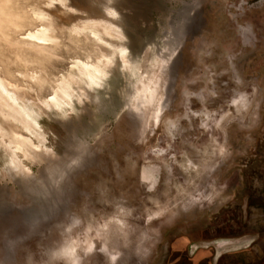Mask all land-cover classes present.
I'll return each mask as SVG.
<instances>
[{
    "label": "rangeland",
    "instance_id": "rangeland-1",
    "mask_svg": "<svg viewBox=\"0 0 264 264\" xmlns=\"http://www.w3.org/2000/svg\"><path fill=\"white\" fill-rule=\"evenodd\" d=\"M102 1L0 0V77L30 101L50 103L74 77L83 87L81 62L114 61L101 95L87 89L92 98L65 113L42 105L52 158L41 144L39 158L22 157L31 182L56 170L66 144L81 143L91 157L59 182L56 203L49 197L51 220L26 217L24 178H2L0 152V264H67L62 248L89 234L79 264H263L264 0H120V17ZM185 9L191 22L164 67L159 54ZM102 20L123 38L103 31L98 42L88 27ZM43 28L55 43L28 37ZM110 44L127 48L131 64ZM141 76L157 84L159 123L153 110L140 117L132 108ZM116 216L125 229L106 226Z\"/></svg>",
    "mask_w": 264,
    "mask_h": 264
},
{
    "label": "bare ground",
    "instance_id": "bare-ground-1",
    "mask_svg": "<svg viewBox=\"0 0 264 264\" xmlns=\"http://www.w3.org/2000/svg\"><path fill=\"white\" fill-rule=\"evenodd\" d=\"M119 1L120 0H103L101 2L102 8L107 14L120 17L121 13L117 6ZM189 13L190 12H188V10H184L179 26L176 28L173 35L174 38L167 44V50L159 54L160 58L164 62V67H166L165 64H169L168 61L170 62V59L175 55L180 46L181 39L183 38L186 30L185 25L188 21ZM39 17L44 18L45 15L41 14ZM88 28L91 31L92 36L101 43H104L103 31L114 32L116 39L120 40L123 38L120 29L109 21L102 20L100 22H93ZM28 37L42 45L53 44L56 40L53 36L49 35L48 30L45 28L38 30L35 33L28 34ZM110 47L114 49L113 54L116 55L119 52V56L126 65L131 64L129 56L127 55V48L115 46L113 44H110ZM113 63V59H109L107 63L100 61L97 64H87L83 62L78 65L76 64L83 87H78V89L75 88L76 86L74 81H76V77H74L72 81H64L65 83H61L62 87L56 91L54 97L50 100L51 102H45L42 103V105L49 110L57 108L65 113L69 111L68 108L72 110L74 105H76L75 101L83 104L85 103V100H90L92 98L87 89L101 95L100 90L104 87L103 85L111 72L110 68ZM131 73L133 76L138 77L134 67L131 68ZM137 83L138 86L136 85V92L133 96L134 103L132 104L134 112L142 117L144 110H153L155 123H159V115L163 112V103L162 99L159 97L157 84L152 82V80L145 81L143 76H141L139 80L137 79ZM25 94L26 93H24L19 87L4 82V80L0 77V116L3 119V122H0V152L4 153L6 160L4 166L5 168H3L4 173H1V176L2 178H5L7 175L11 179H13L14 175L23 176L24 179L19 180V184L21 183L19 188L21 193L27 196L31 203V207L25 212L26 217L28 219L41 222L49 219L54 214L56 216V205L53 207L49 206L48 202H51L53 198L55 199L54 203L58 201L57 195H55V189L59 182H61L76 167L89 164L91 157L87 151H85V146L81 143L76 142L75 144H66V155L65 157H62V162L58 164L57 168L55 167L56 170L54 169V172L47 171V176L44 180H42L43 182L35 180L34 182H31L28 170H26L25 164L22 161V157L24 156L28 159L39 158V150H41L42 145V149H45L48 157L51 155L49 154L50 149L46 146L48 139L44 133H41L42 129L40 118L44 114L43 106L30 101ZM97 99H99V97ZM14 123H17L18 126L20 125L26 133L31 135V137H25L24 135L16 133L14 130ZM5 138L9 139L8 144L5 142ZM36 141H39V145ZM143 174L145 180H153V175L149 172V170H145ZM27 181H30V183H27ZM49 197H52V199H49ZM5 207L6 201L3 194L0 192V212L5 211ZM123 215L126 214L123 213ZM121 216L110 218V220L105 222L106 226L109 224L120 229H125L126 226L123 219L124 217L122 218ZM104 225L105 224H103V226ZM72 230L69 229L70 234ZM92 236L93 234H89L84 241L83 239L73 237V240L65 244L66 246L63 247L60 252L65 258L67 264H79V251L84 248L85 244L88 245L90 242L89 239Z\"/></svg>",
    "mask_w": 264,
    "mask_h": 264
},
{
    "label": "flooded vegetation",
    "instance_id": "flooded-vegetation-1",
    "mask_svg": "<svg viewBox=\"0 0 264 264\" xmlns=\"http://www.w3.org/2000/svg\"><path fill=\"white\" fill-rule=\"evenodd\" d=\"M232 243H237V242H230V243H224V244H220V245H218V247H219V249H220V251H225L226 250V246L228 245V244H232ZM240 243V242H239ZM249 247V246H248ZM264 264V263H263Z\"/></svg>",
    "mask_w": 264,
    "mask_h": 264
},
{
    "label": "water",
    "instance_id": "water-1",
    "mask_svg": "<svg viewBox=\"0 0 264 264\" xmlns=\"http://www.w3.org/2000/svg\"><path fill=\"white\" fill-rule=\"evenodd\" d=\"M189 15V14H188ZM191 22V18H190V15H189V17H188V21L186 22V30H185V33H184V35L186 34V32H187V29H188V27H189V23Z\"/></svg>",
    "mask_w": 264,
    "mask_h": 264
}]
</instances>
